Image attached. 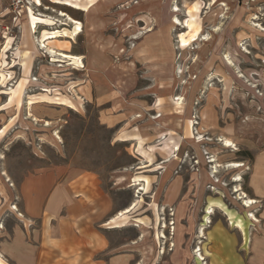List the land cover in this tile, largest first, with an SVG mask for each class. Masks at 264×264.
<instances>
[{
    "label": "rangeland",
    "instance_id": "rangeland-1",
    "mask_svg": "<svg viewBox=\"0 0 264 264\" xmlns=\"http://www.w3.org/2000/svg\"><path fill=\"white\" fill-rule=\"evenodd\" d=\"M116 90L144 109L109 129L95 98ZM259 146L264 0H0L1 218L24 176L87 171L130 219L103 232L114 250L211 264L210 242L258 229L242 199Z\"/></svg>",
    "mask_w": 264,
    "mask_h": 264
},
{
    "label": "crops",
    "instance_id": "crops-1",
    "mask_svg": "<svg viewBox=\"0 0 264 264\" xmlns=\"http://www.w3.org/2000/svg\"><path fill=\"white\" fill-rule=\"evenodd\" d=\"M107 93L95 98L101 125L109 129L133 125L134 115L144 108L119 90ZM249 149L254 151V146ZM246 166L250 194L246 198L259 204L258 229L246 246L230 235L218 244L210 242L211 264H264V146L256 148ZM139 182L144 186L146 180ZM16 191V199L10 201L16 210L9 207L0 217V264H136L128 244L114 250L103 234L117 229V223L125 227L130 219L124 211L112 216L113 205L92 173L75 174L61 166L41 169L24 176ZM235 227L242 229L240 220Z\"/></svg>",
    "mask_w": 264,
    "mask_h": 264
},
{
    "label": "bare ground",
    "instance_id": "bare-ground-1",
    "mask_svg": "<svg viewBox=\"0 0 264 264\" xmlns=\"http://www.w3.org/2000/svg\"><path fill=\"white\" fill-rule=\"evenodd\" d=\"M60 15L61 16H66V14H64V13H60ZM66 18H67V20L71 23V24H73V25H79L80 26V23L78 22V21H76V20H74V19H72L71 17H68V16H66ZM41 47L42 48H46L44 45H42L41 44ZM49 51V53H52L53 54V50H48ZM179 100V99H178ZM47 124H48V122H47ZM229 142L228 141H225V146L226 147H230L229 146ZM230 167H232V168H238V167H240L241 166V164H239V163H234V164H231V165H229ZM239 178H237L236 180H238ZM141 190V189H140ZM239 189H236V192L238 191ZM243 200V205L245 206V207H247V208H250L251 206H252V204L253 203H255V202H253L252 200H250V199H246V198H244V199H242ZM213 213V209H211V210H209V211H207V214H212ZM252 220H255V218H253ZM129 222H127V224H128ZM207 223V222H206ZM202 231H203V229H202ZM201 231V232H202ZM163 235V234H162ZM199 251V250H198ZM198 259L200 260V261H202L203 260V258L201 257V255L199 254L198 255Z\"/></svg>",
    "mask_w": 264,
    "mask_h": 264
}]
</instances>
